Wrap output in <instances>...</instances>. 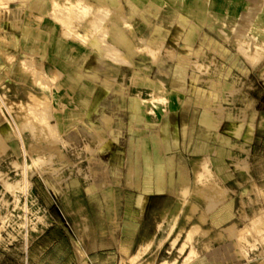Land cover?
I'll list each match as a JSON object with an SVG mask.
<instances>
[{
  "label": "rangeland",
  "instance_id": "rangeland-1",
  "mask_svg": "<svg viewBox=\"0 0 264 264\" xmlns=\"http://www.w3.org/2000/svg\"><path fill=\"white\" fill-rule=\"evenodd\" d=\"M179 1L135 0L131 8L125 0H0V264H202L200 256L246 264L252 253L261 264L264 0ZM160 10L207 17L202 37L175 39L150 22L144 33L157 36L140 37L133 19ZM128 48L139 54L135 70ZM152 56L188 69L179 73L207 91L197 105L211 119L206 150L196 145L169 158L176 183L165 188L177 197L117 199L127 212L143 207L133 230L130 213H77L68 193L75 130L86 127L95 103L117 86L133 87L139 99L164 91L168 72L143 69ZM88 134L81 129L80 142ZM100 143L91 160L104 154ZM95 179L103 192L102 169ZM121 218L128 230L114 229Z\"/></svg>",
  "mask_w": 264,
  "mask_h": 264
},
{
  "label": "crops",
  "instance_id": "crops-1",
  "mask_svg": "<svg viewBox=\"0 0 264 264\" xmlns=\"http://www.w3.org/2000/svg\"><path fill=\"white\" fill-rule=\"evenodd\" d=\"M190 1L193 2V7L196 6V0ZM156 3L152 2L148 5L151 7L160 5ZM182 4L179 0L174 2L168 0V4L164 3L162 7H177ZM125 6L135 8L139 4L135 0H125ZM158 12L157 15H152L150 20L138 16L133 19L140 37L155 38L157 36L144 33V30L148 29L149 22L153 28L167 27L168 32L173 33L172 36L175 39L195 40L202 37L207 17L202 21L193 16L184 17L178 13L164 17L161 15L162 10ZM262 13L264 14V6ZM128 49L127 55L134 62L129 63V66L133 65L135 70L139 54L131 48ZM154 58H156L155 62L150 63L149 66L144 64L143 69L147 70L156 66L159 70L168 72V78L163 82L164 91L152 99H139L135 91H132L133 87L117 86L114 91L95 103L88 116L89 121L86 127L75 130L77 137L75 139V156L77 157L75 159V191L68 193L71 199L75 200V210L79 213L81 209H86L89 214L93 207L95 208L93 214H103L105 219L112 214L130 213L133 216L131 217L133 223L137 225L133 230L141 225L145 212L143 207H131L127 212L122 205L119 207L114 205L117 199L141 198L149 203L155 198L177 197L165 188L171 182L176 183L175 179L171 178V175L176 173L173 158L177 151L192 150L196 145L200 150L207 149L211 119L209 114L197 105L198 102H202L207 91L179 73L188 69L182 64L162 63L161 56H152L153 60ZM81 129L89 133V138H82V142L79 135ZM90 135L94 136V142L90 139ZM176 136L179 143L177 147ZM101 141L107 143L104 154L91 160L92 152L98 150ZM186 142H189L188 146ZM201 157L202 155H199L198 159ZM169 158L173 162H169ZM198 163L200 164L201 161ZM216 165L223 167L221 164ZM96 167L103 170L105 185L104 191L100 193L94 190V184L99 182L95 179ZM182 169H185L184 165ZM182 172L184 173V170ZM222 181L224 182L223 178ZM111 183L121 184L123 190L119 195L114 193L111 187L108 189L106 184ZM62 225L65 227L66 224L63 222ZM123 225V218H121L119 226L114 229L128 230L127 226ZM238 259L236 256L231 264H240ZM196 261H192L191 264H195ZM223 261L220 257L215 258L216 263ZM245 261L246 264H255L257 260L252 253V256L249 254V259ZM199 262L209 264L211 260L207 256H200ZM259 263L264 264V255L259 259Z\"/></svg>",
  "mask_w": 264,
  "mask_h": 264
},
{
  "label": "bare ground",
  "instance_id": "bare-ground-1",
  "mask_svg": "<svg viewBox=\"0 0 264 264\" xmlns=\"http://www.w3.org/2000/svg\"><path fill=\"white\" fill-rule=\"evenodd\" d=\"M31 106H32V105H31ZM35 107H36V106H35ZM28 109H29V108H28ZM32 110H33V109H32ZM30 111H31V110H30ZM37 121H38V120H37ZM260 221H261V220H260ZM263 221H264V220H263ZM263 221H262V222H263ZM262 222H261L260 224H262ZM257 224H258V223H257Z\"/></svg>",
  "mask_w": 264,
  "mask_h": 264
}]
</instances>
